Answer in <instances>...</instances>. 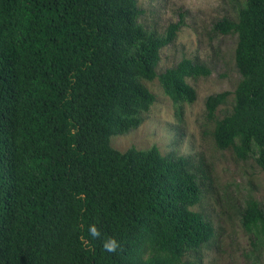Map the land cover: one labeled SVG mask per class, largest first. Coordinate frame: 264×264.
<instances>
[{"label": "trees", "instance_id": "1", "mask_svg": "<svg viewBox=\"0 0 264 264\" xmlns=\"http://www.w3.org/2000/svg\"><path fill=\"white\" fill-rule=\"evenodd\" d=\"M236 1L235 18L212 31L236 35L241 80L206 98L205 117L218 150L264 174V0ZM143 15L138 0H0V264H201L216 244L212 221L193 210L203 178L190 159L112 145L143 124L156 100L147 84L157 80L182 117L197 100L190 80L211 75L185 57L159 74L184 20L159 34ZM240 220L264 249V205L248 199Z\"/></svg>", "mask_w": 264, "mask_h": 264}, {"label": "rangeland", "instance_id": "2", "mask_svg": "<svg viewBox=\"0 0 264 264\" xmlns=\"http://www.w3.org/2000/svg\"><path fill=\"white\" fill-rule=\"evenodd\" d=\"M237 3L236 0H138L144 11L141 23L148 30L162 34L169 25L184 20L175 41L161 51L158 73L185 57L206 64L211 75L190 80L197 100L184 106L182 117L176 115L173 102L157 80L147 84L156 100L144 115L143 124L112 140L119 151L156 146L163 155L190 159L198 169L203 178V198L193 210L206 215L218 231L216 244L201 251V264L264 263V249L256 250L240 220L248 199L254 198L264 205V174L253 158L241 161L230 150H218L212 136L214 122L205 117L206 98L223 91L233 94L241 80L235 65L236 35L212 31L216 21L235 18ZM232 106L233 95L218 108L217 118L229 113Z\"/></svg>", "mask_w": 264, "mask_h": 264}, {"label": "clouds", "instance_id": "3", "mask_svg": "<svg viewBox=\"0 0 264 264\" xmlns=\"http://www.w3.org/2000/svg\"><path fill=\"white\" fill-rule=\"evenodd\" d=\"M79 198L84 199L85 197L83 195H80ZM89 235L93 239H101L102 236L100 230L97 228L95 224L89 226ZM80 242L84 247H88L89 245V241L85 239L83 236L80 237ZM120 247H121L120 242L115 237L108 236L103 239L102 248L103 251L107 253L114 254L117 252L118 249H120Z\"/></svg>", "mask_w": 264, "mask_h": 264}]
</instances>
